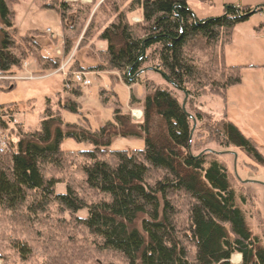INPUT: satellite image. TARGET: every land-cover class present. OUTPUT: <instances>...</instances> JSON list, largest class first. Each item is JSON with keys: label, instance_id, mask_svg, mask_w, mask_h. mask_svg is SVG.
Segmentation results:
<instances>
[{"label": "trees", "instance_id": "16d2710c", "mask_svg": "<svg viewBox=\"0 0 264 264\" xmlns=\"http://www.w3.org/2000/svg\"><path fill=\"white\" fill-rule=\"evenodd\" d=\"M20 1L0 0V76L19 71L27 61L36 63V76H46L74 49L89 48L98 65L85 70L73 63L70 72H115L130 87L139 77L130 78L147 69L183 95L208 93L223 100L228 89L241 84L240 67L225 65L223 48L236 25L248 20L245 15L253 10L248 7L240 10L243 17L229 9L195 22L187 0H104L95 11L98 0L91 5L32 0L61 20L62 56L56 57L45 55L36 41L44 33L18 34L13 7ZM261 11L257 7L255 13ZM136 12H141L139 23L130 20ZM94 42L105 48L97 50ZM189 48L209 50L208 65L218 74L199 66ZM11 84L0 81V91L13 89ZM143 86V100L132 92L129 99L130 109L143 113L140 122L116 103L112 122L96 131L87 123L65 124L49 101L35 130L14 121L15 105H0V131L6 136L0 152V221L11 227L12 233L2 236L18 260L9 263L0 254L4 264H30L38 251L44 256L41 264H76L70 253L78 235L65 231L87 238L85 254L95 264H232L233 256L240 257L237 264H264V240L249 228L225 165L215 153L191 152L193 121L174 93L149 82ZM71 93L81 95L80 90ZM99 95L107 104L109 93L103 89ZM58 105L79 113L73 101ZM225 117L204 125L206 141L238 150L264 169V148ZM194 118L202 122L205 116ZM117 137L141 138L144 148L109 151ZM64 139L93 149L63 151ZM59 185L63 192H57ZM240 199L247 203L246 197Z\"/></svg>", "mask_w": 264, "mask_h": 264}, {"label": "rangeland", "instance_id": "374dc122", "mask_svg": "<svg viewBox=\"0 0 264 264\" xmlns=\"http://www.w3.org/2000/svg\"><path fill=\"white\" fill-rule=\"evenodd\" d=\"M247 5L253 9L261 7L264 6V0H187L188 10L197 20L221 17L228 7L237 8ZM13 11L15 12V26L19 35L23 36L30 30H38L42 33L50 30L57 35V42L60 44L62 40L61 20L54 11L39 10L32 0H21L18 5L13 7ZM135 16V14L130 16V20L133 23H139L134 21L137 19ZM262 25L264 30V9L249 16L247 21L236 25L229 43L223 48L225 65L240 67L241 84L228 89L225 100L208 93L199 96H187L185 110L194 120L196 113L205 116L202 122L195 121L194 144L191 152L197 155L211 151V153L218 155L219 160L225 165L232 178L233 187L238 196V205L245 213L249 228L254 235L264 240V169L254 167V164L238 150L222 149L215 143H208L206 141L208 134L204 127L205 124H215L226 116L225 118L246 137L252 138L260 148H264V32L263 30L257 31ZM40 38H37L36 41L38 42ZM54 47V50L59 48L56 44ZM74 53L78 58H84L86 65H92L93 60L98 61L94 53L88 48L74 49L72 55ZM188 54L199 66L207 67L209 72L214 70L208 65L209 50L189 48ZM32 62L34 66L28 64L23 70L21 68L12 74L25 78L34 74L33 80L17 81L11 84L13 89L8 88L6 91H0V105H15L17 108L16 121L25 129L35 130L38 128L40 115L44 112L48 101L53 111L60 112L65 124L87 123L92 131L99 130L107 122H112L116 103L123 112L130 114L133 122H140L143 113L139 107L130 109L129 99L132 92L137 99L143 100L145 96L143 83L146 82L153 83L155 87L170 90L181 104L185 100V96L180 91L172 89V86L160 74L151 70L142 73L139 76V81L130 87L125 85L121 77L115 72L90 71V86H81L66 91L64 88L66 74L59 73L47 78H45L46 76H36V63ZM75 64L76 69L80 67L78 62ZM216 71L218 70L210 73L217 75ZM103 89L109 93L107 104H103L100 99L99 93ZM76 90H80V97L72 95L71 92ZM59 100L76 102L79 105V113L73 114L60 110ZM143 148L144 141L141 138L117 137L112 139L108 150L130 153ZM61 149L66 152H83L91 151L93 146L89 143H77L72 139H64ZM63 191L64 186H57L58 193ZM241 196L246 197V204L242 203ZM10 233L12 230L9 223L2 219L0 221V254L6 256L9 263H17L16 254L8 248L7 240L2 236ZM62 234L78 235L76 243L73 245L75 249L70 253L75 257L76 264H95L85 254L87 243L83 239L87 238L82 239L81 236L83 235L77 232L68 233L65 231ZM90 243L91 240L88 238L89 251L91 250ZM65 253L68 252L65 251ZM35 254L36 256L30 260V264L44 262L42 251ZM85 256L87 262L84 259ZM239 262V256L231 258L232 264ZM0 264H4L1 259Z\"/></svg>", "mask_w": 264, "mask_h": 264}, {"label": "built area", "instance_id": "2783aa9c", "mask_svg": "<svg viewBox=\"0 0 264 264\" xmlns=\"http://www.w3.org/2000/svg\"><path fill=\"white\" fill-rule=\"evenodd\" d=\"M134 21L139 22L138 20H134ZM46 34H48L51 40H55L57 38V35L53 34L50 30H47ZM55 53L57 57L62 56V51L60 49H57ZM32 63H33L32 61L31 62L27 61L26 63H24L22 70L24 69V67H27L28 64L32 66ZM67 66H68V61L66 62L65 60L64 62H62L60 68L57 70V73L66 74L67 76L64 83V88L66 91H70L74 88H80L81 86L87 87L91 85V80L89 79L90 71L66 72ZM33 75L31 74L30 77L25 78L22 76H13V74H8L5 76H0V81H9L14 83L17 81L33 80L35 78ZM5 147H6V136L3 132L0 131V152H3Z\"/></svg>", "mask_w": 264, "mask_h": 264}, {"label": "crops", "instance_id": "0c3cea01", "mask_svg": "<svg viewBox=\"0 0 264 264\" xmlns=\"http://www.w3.org/2000/svg\"><path fill=\"white\" fill-rule=\"evenodd\" d=\"M66 3H70V4H82V5H91L93 3V0H64ZM104 0H98L95 8H94V11L97 9V7L103 2ZM250 8V9H253L251 8L250 6H245V7H237V9L241 10L242 8ZM231 8V7H230ZM225 14V13H224ZM135 18H137L136 20H138L139 22L141 21V12H136L135 13ZM203 20V19H202ZM38 31V30H36ZM47 31V30H46ZM46 31L44 32V36L41 37L39 40H38V43L40 44L42 50H43V53L47 56H53V52H54V56H56V50L54 45H53V42L51 41V39L48 40L49 36L48 34L46 35ZM264 32V30H263ZM42 33V32H41ZM56 35V34H55ZM46 36V37H45ZM57 41V38L55 39ZM63 32H62V40L60 42V44H57L58 45V49H60L62 51V48L61 46L63 45ZM94 45L96 47L97 50H103L105 48V44L104 43H101V42H94ZM89 49V48H88ZM90 50V49H89ZM91 51V50H90ZM76 54L74 53L73 55H71L68 59H66V62L68 61V66L66 68V72H70V68L72 67L73 63H76L78 62L79 63V66L82 68V69H90V68H94L95 66L98 65V61L97 60H93V62L91 63L92 65H86L85 63V60L84 58L80 59L77 57V55L75 56ZM95 55V54H94ZM57 57V56H56ZM96 57V56H95ZM97 59V57H96ZM84 60V61H83ZM64 62V61H63ZM32 65L34 66V64L32 63ZM229 67H235V66H229ZM237 67V66H236ZM56 74H59L56 72L50 74V75H47L45 78L47 77H50V76H53V75H56ZM61 74V73H60ZM68 101H71V100H68ZM76 103V102H75ZM14 121L17 123V124H20L19 122L16 121V116L14 117Z\"/></svg>", "mask_w": 264, "mask_h": 264}, {"label": "water", "instance_id": "95a60500", "mask_svg": "<svg viewBox=\"0 0 264 264\" xmlns=\"http://www.w3.org/2000/svg\"><path fill=\"white\" fill-rule=\"evenodd\" d=\"M261 8L262 9H264V6H261ZM229 9H232V10H234V11H236V13L239 15V16H244L241 12H240V10L239 9H237V8H234V7H228L227 9H226V12H225V14H227L228 13V10ZM256 10H257V7L256 8H254L252 11H251V13L250 14H247V15H245V16H250V15H253L255 12H256ZM193 18H194V20H195V22L197 21V19L193 16ZM147 69H142V70H140V71H138L132 78H130L131 80H135L137 77H139L142 73H144L145 71H146ZM173 85V84H172ZM174 86V85H173ZM184 96H185V100H184V102H183V104H182V109L185 111V101H186V99H187V95L186 94H184ZM189 117L192 119V121H193V128H192V131H191V136H190V141H191V137H192V134H193V132H194V129H195V126H196V123H195V120L193 119V117L191 116V115H189ZM188 150L190 151V146L188 147ZM211 152V151H210ZM203 154V152L202 153H200L199 154V156L200 155H202Z\"/></svg>", "mask_w": 264, "mask_h": 264}, {"label": "bare ground", "instance_id": "6f19581e", "mask_svg": "<svg viewBox=\"0 0 264 264\" xmlns=\"http://www.w3.org/2000/svg\"><path fill=\"white\" fill-rule=\"evenodd\" d=\"M135 112H138V111H135Z\"/></svg>", "mask_w": 264, "mask_h": 264}]
</instances>
